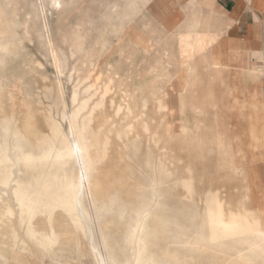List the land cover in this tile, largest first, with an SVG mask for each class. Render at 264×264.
I'll use <instances>...</instances> for the list:
<instances>
[{
  "label": "rangeland",
  "instance_id": "1",
  "mask_svg": "<svg viewBox=\"0 0 264 264\" xmlns=\"http://www.w3.org/2000/svg\"><path fill=\"white\" fill-rule=\"evenodd\" d=\"M66 2L65 11L52 10L50 15V0H0L6 7L11 29L21 36L24 50L23 55L18 50L16 56L4 57L6 62L0 65V177L11 170L18 182H23L21 187L36 194L63 190L64 174L72 177L86 166V161L75 163L65 156L69 163L59 167L61 158L57 159L54 153L59 151L60 142H54L51 127L58 124L68 130L63 115L79 105L73 102L75 85L82 81V95L86 85L97 81L101 73V80L113 78L115 92L108 95L104 108L96 109L91 125L95 131L109 134L110 149L101 163L102 186L95 196L86 193L83 203L92 224V236L103 256L109 264H113L111 253H117L123 264L134 263L135 250L130 247L129 234L146 200L152 197L155 202L142 231L151 243L140 253L139 264H238V258L229 259L227 247L212 240L215 221L189 215L190 206L184 198L187 189L170 180L193 181L198 194L190 209L201 216L206 212L204 200L213 190L234 205L244 203L248 209L256 208L257 191L264 192V149L260 148L264 147V138L258 128L264 114L254 108L264 96L263 71L251 62L252 55L234 49L221 13L216 17H186L179 0ZM42 15L50 23L56 58L45 36L38 38L35 29L36 20L43 24ZM245 61L252 66L245 67ZM253 68L258 72L257 78ZM90 69L92 79L85 80ZM123 97L137 113L143 112L148 131L133 116L117 114ZM158 101L165 105L161 111ZM132 121L136 128L127 135ZM29 124L43 136L40 144L32 143L30 147L23 136L30 131ZM251 130L259 133L258 138L251 136ZM138 137L140 144H132ZM12 141L25 149L24 154L36 153L32 166L15 170L14 160L3 158L2 149ZM148 148L152 151L150 161ZM47 151H52L50 159L43 156ZM21 156L23 163L25 155ZM167 174L172 175L169 181ZM152 182L154 186L149 185ZM248 184L258 189L247 193ZM9 195L7 201L4 198L8 195L0 193V221L20 218L14 196ZM11 206L10 217L5 211ZM59 207L51 219L48 211L39 212L33 218L35 227L40 234L53 231L63 239L70 235L76 238L78 232L71 217ZM167 211L170 216L175 213V217L167 219ZM239 222L238 227L248 231L251 243L264 238V232L258 234L249 229L250 221ZM6 239L8 244L0 243V264L36 262L29 254L18 261L11 252L4 260L2 254L12 251V238ZM236 250L246 253L238 247ZM59 254L62 258L54 260L40 252V258L45 260L42 263L40 259L39 264H96L91 255L80 261L75 259V253ZM250 254L255 263L264 264V257L256 250Z\"/></svg>",
  "mask_w": 264,
  "mask_h": 264
},
{
  "label": "bare ground",
  "instance_id": "2",
  "mask_svg": "<svg viewBox=\"0 0 264 264\" xmlns=\"http://www.w3.org/2000/svg\"><path fill=\"white\" fill-rule=\"evenodd\" d=\"M66 4H67L66 0H50V5H51L50 15H52L53 12L52 10L57 12L63 11L66 7ZM115 6H114V10H115ZM5 8L6 7L0 4V65H3L6 62V59H4V57L12 58L17 55L16 53L18 50L20 55H23L24 52L23 47L21 46V41H22L21 36L14 29H11V25L8 23V15ZM40 23H41L40 19L36 20L35 22V29H37L36 31L38 34V38L43 37V35L45 36L56 58L57 53L54 47L52 46L53 38L49 28L50 23L48 24V19L46 15L43 16V24L40 25ZM43 31H45L46 33L43 34L44 33ZM91 74H92V69L88 71V74L85 76L84 79L91 80L92 79ZM100 74L101 73H99L98 75L99 78L97 79V81L91 80L86 85V87L82 91V95H80L79 93L80 91L79 86L82 83V81L81 80L78 81V83L75 85L73 102L74 103L79 102V105L77 108H74L70 112L68 111L64 112L63 115L64 121L68 122V130L65 131L58 124H55L51 127L54 136V142H56L57 140L60 142L59 151H57V153H54L56 154L57 159L58 158L62 159V160L60 159L58 163L59 167H63L64 165L69 163V161L64 159L65 156H69L73 158V161L75 163L78 162V160L81 162L82 159H85L86 161V166L84 167L81 165L82 166L81 170L76 171L72 177H68V175L64 174L65 178L63 179V182L65 184L63 190L61 192H57L51 189L46 194H42V193L36 194V192H29L23 187H21L20 185L21 182H18V179L12 175L13 171L11 170L7 171L4 176L0 177V193H4L8 195L4 198L5 200H7L10 197L9 194H13L16 204V209L18 208V214L20 215L18 221H10L11 220L10 218H8L7 221H0V243L8 244L6 238H8V236L12 238V244L10 245L12 247V251H6L4 254H2L4 260L8 259L9 252H11V256L17 259L18 261H21L22 257L26 256V254H29L28 256L29 257L31 256L33 258V261H36L33 264H39L40 263L39 261L41 259L39 255L40 252L43 255H48L49 257L54 258V260L55 259L57 260L59 258H62L63 256L59 254L60 251L61 253H66V252H68L69 254L75 253L74 256L75 259H80L84 256L91 255L94 257L96 264H109L107 258H105V256H103V254L101 253L100 251L101 248L99 249L97 241H95L94 237L92 236V230H93V229L91 230L92 224L90 223L91 221H89L88 219V215H87L88 213L86 211L87 209L85 208V205L83 203L84 195L86 193L95 196L97 195L98 189L101 188L102 186V181L100 179L101 163L104 160V158L107 156L110 149L109 134L108 133L104 134L101 130L95 131L91 125L92 120L94 119V112L96 111V109L104 108L106 106V101H107L106 98L108 97V95L115 92L113 78L107 80L105 79L101 80ZM60 92L62 93L61 90ZM124 96L127 95L125 94ZM114 98L115 97L112 98L113 103H115ZM124 101H126V99L124 100L123 97V100L119 102L120 104H119V108L117 109V114H119L120 112H125L126 117L133 116L135 120L142 121L143 129L145 131H148L149 127L146 124L145 120L143 119V112L137 113L133 108V106L130 105L129 100L126 101V103ZM164 107L165 105H163L160 101L157 102V108L159 111H161ZM29 118L30 120H32L31 117ZM104 122L107 123L108 121L105 119ZM128 122H130V120ZM29 126L32 129L33 126H31L30 124ZM135 128L136 126L134 124V121H132L127 127L126 134L127 135L131 134V132H133ZM31 129L30 131L29 130L27 131L28 133L27 132L23 133L25 142H27L26 144H28V146L29 145L32 146V143L40 144L41 141L43 140V136L41 135V133L39 134V132L36 131L37 129L35 130V127H33L32 130ZM258 134L254 130H251V136L253 138L254 137L258 138L257 137ZM122 137L123 136L119 134V138L122 139ZM150 138H152L153 141L155 140L153 136H150ZM140 142H141V138L138 137V139H134V142L132 144L137 143L139 145ZM138 145H137V150L140 151V146ZM255 148H259V147H255ZM260 148L264 149V147H260ZM23 150L25 149L22 147L20 148L17 147L12 141L4 146V148L2 149V156L5 160L7 159L14 160V167L16 168L15 170L20 171L22 167L32 166L31 162L36 157V153L34 151H30V152L26 151V153L24 154ZM51 152L47 151V153L45 154L46 156L45 155L43 156L46 157L47 159L49 158L48 156H50ZM151 153L152 151L148 148L147 156L149 161L151 159L150 158ZM22 154L25 155L23 163L21 161ZM53 157L55 158V155ZM14 167H12L13 170ZM237 168L243 169L244 167L238 166ZM171 176H172L171 174H167V181L170 180L169 178ZM170 181H172L176 185L184 184V187L187 189V194L185 195L184 198L186 203L191 207L192 204H194L195 196L198 194V190L195 187L193 181L190 180L184 183H181V181H178L176 179H171ZM154 184L155 183L152 182L149 185L154 186ZM168 184L169 183H167V186ZM62 186L63 185H61V187ZM151 188L153 189V187ZM254 189L257 190L258 186L253 184H248L246 185L245 188L247 193L253 191ZM168 191H169V187H168ZM168 191L167 194L169 193ZM257 192L259 193L258 194L259 197L256 198L257 205L255 209H248L244 203L234 205L230 202H227L221 196V194L215 190L210 191L204 200L206 205V212L204 215L201 216L200 213L196 211L194 212L187 205L189 207L187 212H189V215H193L192 217L194 219L201 218L204 221H215V223L211 227L212 240L220 244H223L224 247H227L228 250L230 251L229 259L231 258L232 260L234 257L238 258L235 259L238 262V264H257L255 263L256 259L253 257V255L250 254L253 253L255 250L256 252L259 253V256L264 257V238L257 239L256 241L251 243L248 239L249 237L247 233L248 231L241 230L238 227L240 225L239 221H250L251 223L249 227L250 230H254L258 234L264 232V192L260 191L259 189ZM154 202L155 199L152 197L146 200V204L142 208L143 211L140 214V216L135 220L136 222L133 225V229L131 233L129 234L128 240L131 244L130 247L133 250H135L133 254L134 256L133 264H139L138 260L140 258V253L142 252V250H146L149 244L151 243L148 238H145L142 235V231L144 227V221H146V218L149 216L151 212L150 211L151 206ZM56 207L62 208L71 217L70 219L72 221L71 220L70 221L73 223L74 225L73 227H75L76 231L78 232V236L76 238H73L70 235L65 239H63L57 236L53 231L47 234H40L39 230L35 227V221H33V218L39 212L42 213V211L43 212L48 211L49 212L48 215L50 214L49 219H51V215L53 214V211ZM5 212H7L5 214L10 215L11 217L13 215L12 206L11 209ZM173 217H175V213L174 215L170 216L169 212L167 211V219H171ZM52 222L53 221H48L49 224H51ZM237 247L240 248V250H245L246 253L243 254L239 253V251L236 250ZM111 254H110L111 255L110 260L112 261L113 264L124 263L121 260V257L117 253L115 254L111 253ZM67 258L66 260H68L71 257H69L68 259ZM89 260H91V258Z\"/></svg>",
  "mask_w": 264,
  "mask_h": 264
},
{
  "label": "crops",
  "instance_id": "3",
  "mask_svg": "<svg viewBox=\"0 0 264 264\" xmlns=\"http://www.w3.org/2000/svg\"><path fill=\"white\" fill-rule=\"evenodd\" d=\"M179 1L182 3L181 6L185 7L184 10L187 13L183 16L186 17H216L219 16L218 13H221L226 18L230 43L233 44L234 49L243 50L248 56L252 55L251 62L261 68L263 78L264 68L261 66V59L264 58V0ZM244 66L251 67L252 65L245 61ZM252 71L254 78H257V70L253 68ZM262 92L264 94L263 90ZM258 105L254 108L259 114H264V96L258 101ZM259 124L260 136L264 138V119L263 121L261 119Z\"/></svg>",
  "mask_w": 264,
  "mask_h": 264
},
{
  "label": "built area",
  "instance_id": "4",
  "mask_svg": "<svg viewBox=\"0 0 264 264\" xmlns=\"http://www.w3.org/2000/svg\"><path fill=\"white\" fill-rule=\"evenodd\" d=\"M261 66L264 68V58L261 59ZM262 90L264 91V75L262 78Z\"/></svg>",
  "mask_w": 264,
  "mask_h": 264
}]
</instances>
